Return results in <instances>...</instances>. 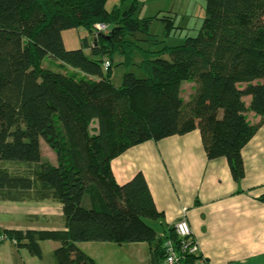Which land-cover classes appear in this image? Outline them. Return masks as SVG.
I'll use <instances>...</instances> for the list:
<instances>
[{
	"label": "trees",
	"instance_id": "trees-1",
	"mask_svg": "<svg viewBox=\"0 0 264 264\" xmlns=\"http://www.w3.org/2000/svg\"><path fill=\"white\" fill-rule=\"evenodd\" d=\"M107 1L0 0V201L60 203L65 226L3 234L37 258L40 242H59L56 264H97L77 246L86 242L145 243L152 264H163V238L145 222L163 214L145 178L118 185L110 162L130 147L197 129L207 159L225 158L233 180L244 178L241 150L264 124V0H203L197 34L166 47L167 58L142 43L153 20L168 35L174 17L141 18L139 0L108 11ZM98 24L108 31L97 32ZM77 29L92 44L67 50L62 32ZM136 53L142 76L126 72L115 87L112 57L129 68ZM45 59L58 66L44 67ZM184 82L194 85L187 102ZM41 140L55 165L42 159ZM165 236L178 240L173 227Z\"/></svg>",
	"mask_w": 264,
	"mask_h": 264
},
{
	"label": "crops",
	"instance_id": "crops-1",
	"mask_svg": "<svg viewBox=\"0 0 264 264\" xmlns=\"http://www.w3.org/2000/svg\"><path fill=\"white\" fill-rule=\"evenodd\" d=\"M185 1L148 0L152 11L143 15L141 9L138 16H170L176 7L181 14L189 8ZM188 86L190 92L184 97L181 85L184 102L193 94L194 85ZM244 102L248 104L249 97ZM247 116L251 123L259 120L253 113ZM39 145L42 159L55 165V153L44 141ZM43 150L53 157L45 159ZM241 157L245 176L236 182L225 158L207 159L201 135L195 129L182 136L130 147L111 160L110 169L118 185L127 183L137 173L143 175L156 209L163 214L162 219L154 221L158 237L185 217L197 255L205 264H264V203L259 200L264 196V124L242 148ZM6 231H65L62 206L53 201H0V234ZM108 244L111 243L86 242L77 246L97 263L99 260L88 250L112 248L106 247L111 246ZM39 245L41 258L5 240L0 244V264H56L54 252L60 243L43 241ZM44 246L48 249V262L44 261ZM148 252L150 255V248Z\"/></svg>",
	"mask_w": 264,
	"mask_h": 264
},
{
	"label": "rangeland",
	"instance_id": "rangeland-1",
	"mask_svg": "<svg viewBox=\"0 0 264 264\" xmlns=\"http://www.w3.org/2000/svg\"><path fill=\"white\" fill-rule=\"evenodd\" d=\"M203 0H186L184 4L189 6L188 11H182L181 14L178 12V8L172 9V17L174 23V29L170 30L167 35L165 32L164 24L161 21L153 20L150 23L147 40L142 43L143 47H149L155 52H160L163 55V58H167L165 54L166 47H173L182 43L185 36H195L201 25L202 18L204 16L203 11ZM128 2L121 0H108L106 3V9L112 11L114 8L123 11L126 9ZM184 5V6H185ZM152 4L148 0H140V10L143 9L142 14L149 13L152 11ZM170 10L169 8L167 9ZM168 16L167 13L164 14ZM63 44L67 50L79 49L82 47V40H86L87 44H92V38L90 34L84 29L77 30H67L62 32ZM85 54H89L88 49H84ZM141 58L139 54H134L133 64L131 67L127 68L123 65V58L119 55H114L112 57V66H111V82L115 87H120L122 84L123 75L126 72H132L137 77L142 76L141 71L138 68ZM44 67L55 68L58 66L57 62H53L51 59H45L43 61ZM193 83L184 82L182 85L184 97L190 92L188 85ZM42 141V140H41ZM43 143V141H42ZM43 156L46 159H49L51 156L48 150H43ZM86 204L84 203V206ZM145 222L151 226L157 233L158 236V227L155 225L154 221L145 219ZM84 245V244H83ZM89 245H100L89 243ZM112 248H105L104 250H97L92 248L88 250L91 254H94V257L99 261L97 264H152L150 255H149V246L147 244L142 245H131L128 244H108ZM154 246V244H153ZM136 247V248H135ZM110 249V250H109ZM45 257L44 261L48 262L50 257L48 255V249L44 246ZM86 253V252H85ZM132 257V258H130Z\"/></svg>",
	"mask_w": 264,
	"mask_h": 264
},
{
	"label": "built area",
	"instance_id": "built-area-1",
	"mask_svg": "<svg viewBox=\"0 0 264 264\" xmlns=\"http://www.w3.org/2000/svg\"><path fill=\"white\" fill-rule=\"evenodd\" d=\"M96 31L106 33L108 27L104 24L96 25ZM109 66V62L106 60L103 63V68L106 70ZM174 233L178 240L166 238L165 234L163 238L162 247L164 249L163 264H182L183 257L185 256H197L198 248L196 243L191 238V230L185 217L179 219L173 226ZM6 240L4 234H0V244ZM197 264H205L203 259H199Z\"/></svg>",
	"mask_w": 264,
	"mask_h": 264
}]
</instances>
